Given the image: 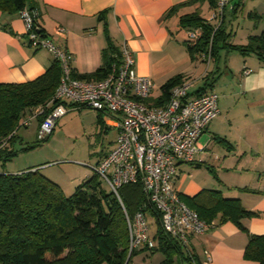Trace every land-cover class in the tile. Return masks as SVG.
<instances>
[{"label":"crops","instance_id":"crops-1","mask_svg":"<svg viewBox=\"0 0 264 264\" xmlns=\"http://www.w3.org/2000/svg\"><path fill=\"white\" fill-rule=\"evenodd\" d=\"M188 1L33 0V6L44 36L73 56L72 70L77 76L97 71L103 65V51L111 45L119 54L124 48L128 49L135 73L152 81V102L160 98L161 87L175 76L184 80H193L196 75L201 77L202 84L194 81L190 96L203 86L206 73L215 71L216 78L221 74L217 83L223 74L230 79L227 98L235 100L234 106L223 105L218 98L220 115L198 139V146L203 150L192 162L177 163L173 187L183 198L214 190L225 198L238 199L245 210L261 215L243 220L248 234L264 236V65L254 56H241L236 52L240 56L236 70L229 65L219 68L218 62L213 60L204 74H200L204 63L198 56L189 54L185 43L187 29L181 27L180 18L198 13L207 21L215 7L209 0L180 6ZM242 4V0H230L227 16L230 12L233 18L238 12L242 14ZM175 7L178 8L170 13ZM246 15L252 32L257 34L247 36L242 45L248 37L264 32V3L252 7ZM57 27L66 30L65 37L55 35ZM53 63L46 51L29 46L19 13L0 10V84L34 81ZM244 71L251 72L245 75ZM238 103L240 108L236 107ZM237 109L240 113L236 115ZM222 113H225L226 130L222 126ZM101 118L106 131L113 128L111 116L101 114ZM214 146L221 157L212 156ZM147 220L149 225L154 224L149 216ZM247 242L248 235L231 223L212 225L203 235H191L186 246L179 244L182 255L174 258L175 264H257L244 259ZM135 256L141 257L142 264H161L164 259L160 252L137 250Z\"/></svg>","mask_w":264,"mask_h":264},{"label":"trees","instance_id":"trees-1","mask_svg":"<svg viewBox=\"0 0 264 264\" xmlns=\"http://www.w3.org/2000/svg\"><path fill=\"white\" fill-rule=\"evenodd\" d=\"M200 1L189 0L180 6ZM209 2L214 8L216 1ZM33 5V0H0V10L9 14L25 8L33 11ZM180 25L183 29L199 28L202 31L196 46H187L191 56H200L210 45L214 61L219 62V53L225 51L227 54L237 52L241 56H254L264 65V32L248 37L245 45L238 46L228 41L231 34L223 22L214 30L212 24L193 13L182 16ZM43 33L41 28V35ZM103 55V65L97 71L81 76L73 74V78L87 81L105 78L120 54L110 45ZM60 76L59 65L54 61L34 81L0 84V164L17 154L14 150L16 131L24 127L22 123L35 108L46 107L51 101ZM218 77L206 73L204 84L196 93L211 90ZM183 80L181 76L169 79L161 87V96L155 104L165 102L170 90ZM98 116V123L103 124L101 114ZM43 118L36 119L38 126ZM37 143L41 142L36 140ZM102 183L94 174L66 196L57 184L38 170L28 169L17 174L0 172V264H125L128 257L129 263L136 251L131 254L128 251L124 212L129 217L142 212L154 220L155 247L139 251L160 252L164 256L161 264H175L174 258L182 255L181 248L162 230L160 214L144 195L141 185H122L118 189L119 202L112 192L103 188ZM179 199L205 223L216 227L231 223L247 234L244 259L264 264V236L249 235L243 225V220L260 217L259 213L245 210L238 199L225 198L214 190H203L191 198L179 196Z\"/></svg>","mask_w":264,"mask_h":264},{"label":"built area","instance_id":"built-area-1","mask_svg":"<svg viewBox=\"0 0 264 264\" xmlns=\"http://www.w3.org/2000/svg\"><path fill=\"white\" fill-rule=\"evenodd\" d=\"M229 2L216 0L207 20L214 24V30L222 23ZM19 17L24 23L29 46L46 51L61 72L51 101L46 107L35 108L22 125L28 127L43 116L36 132V140L43 142L51 135L57 121L70 110L88 109L111 116L113 123L110 126L116 130L114 147L93 168L95 174L119 202L118 189L122 185L139 183L148 201L160 214L162 230L181 246L189 243L191 235L205 234L212 224L202 221L180 201L173 179L178 162L190 163L203 150L198 146V139L220 115L217 94L206 91L190 96L194 81L185 79L170 90L165 102L156 105L151 101L152 81L135 73L133 57L126 48L102 80L73 78V56L41 35V27L37 21L34 23L38 17L36 10L25 8L19 12ZM55 35L65 37L66 30L57 27ZM201 35L199 28L187 30L186 45L196 46ZM198 57L209 67L213 62L211 46ZM250 72L244 71V74ZM48 106L52 108L48 109ZM124 217L129 254L154 248L147 216L137 212L129 217L124 212ZM205 256L209 261L208 253Z\"/></svg>","mask_w":264,"mask_h":264},{"label":"rangeland","instance_id":"rangeland-1","mask_svg":"<svg viewBox=\"0 0 264 264\" xmlns=\"http://www.w3.org/2000/svg\"><path fill=\"white\" fill-rule=\"evenodd\" d=\"M261 3H264V0H243V12L242 14L238 12L236 18H233L231 12L227 16L225 9L222 22L227 32L231 34L228 40L231 44L240 46L244 44L247 36L257 34L252 32L250 19L247 18L246 14L252 10V7ZM207 14L204 15L209 16ZM217 64L219 68L229 65L236 70L240 64V56L236 52L227 54L223 51L220 53V60ZM205 69H207L206 65L202 64L200 74H204ZM192 79L197 85L202 84L200 76L196 75ZM229 80L223 74L220 81L216 82L211 90L220 98V103L223 105L231 103L234 106L235 100L227 98L228 89H230ZM239 106L240 103L236 107L240 108ZM239 110L237 109L236 115L240 113ZM98 115L96 111L88 109L70 110L57 121L48 140L37 144L38 121H32L28 127H20L16 131L14 144V150L17 154L5 164H0V172L17 174L32 168L57 184L66 196L71 195L76 187L95 174L93 168L97 166L100 158L114 147L116 132L113 128L106 131L105 126L98 123ZM103 118L104 122H107L106 116ZM221 119L223 129L226 130L227 128L224 127L227 123L225 113H222ZM213 148L212 156L221 157L218 148L216 149L215 146ZM102 186L105 190H109L105 183H102ZM154 226L153 223L149 225L150 235L155 233ZM128 264H142L141 257L133 256Z\"/></svg>","mask_w":264,"mask_h":264},{"label":"water","instance_id":"water-1","mask_svg":"<svg viewBox=\"0 0 264 264\" xmlns=\"http://www.w3.org/2000/svg\"><path fill=\"white\" fill-rule=\"evenodd\" d=\"M129 258V257H128ZM128 258H127V260H126V263L125 264H127L128 263Z\"/></svg>","mask_w":264,"mask_h":264}]
</instances>
